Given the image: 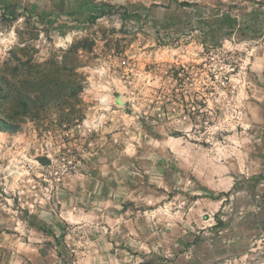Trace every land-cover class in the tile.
<instances>
[{
  "label": "rangeland",
  "instance_id": "374dc122",
  "mask_svg": "<svg viewBox=\"0 0 264 264\" xmlns=\"http://www.w3.org/2000/svg\"><path fill=\"white\" fill-rule=\"evenodd\" d=\"M0 264H264V0H0Z\"/></svg>",
  "mask_w": 264,
  "mask_h": 264
},
{
  "label": "water",
  "instance_id": "95a60500",
  "mask_svg": "<svg viewBox=\"0 0 264 264\" xmlns=\"http://www.w3.org/2000/svg\"><path fill=\"white\" fill-rule=\"evenodd\" d=\"M117 100H118V103L123 104L124 102L127 101V98L124 97V96H119V97L117 98ZM39 162H40V164L43 165V166H46V165H49V164H50V162H49L48 160H46V159H41V160H39Z\"/></svg>",
  "mask_w": 264,
  "mask_h": 264
},
{
  "label": "crops",
  "instance_id": "0c3cea01",
  "mask_svg": "<svg viewBox=\"0 0 264 264\" xmlns=\"http://www.w3.org/2000/svg\"><path fill=\"white\" fill-rule=\"evenodd\" d=\"M200 1H202V0H195V2H200ZM204 1V0H203Z\"/></svg>",
  "mask_w": 264,
  "mask_h": 264
}]
</instances>
